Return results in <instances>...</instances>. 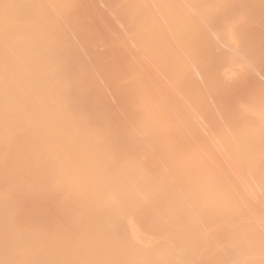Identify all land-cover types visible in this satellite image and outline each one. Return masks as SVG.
<instances>
[{
    "label": "bare ground",
    "instance_id": "1",
    "mask_svg": "<svg viewBox=\"0 0 264 264\" xmlns=\"http://www.w3.org/2000/svg\"><path fill=\"white\" fill-rule=\"evenodd\" d=\"M262 89L264 0H0V264H264Z\"/></svg>",
    "mask_w": 264,
    "mask_h": 264
},
{
    "label": "snow or ice",
    "instance_id": "2",
    "mask_svg": "<svg viewBox=\"0 0 264 264\" xmlns=\"http://www.w3.org/2000/svg\"><path fill=\"white\" fill-rule=\"evenodd\" d=\"M233 97L235 103L243 106L244 103L248 98H251L252 96L255 95V90L254 88L243 82L242 80L235 81L233 83ZM261 102H264V89L261 91ZM135 108H136V100L135 98H132L129 101V114H128V120L129 123H134V115H135Z\"/></svg>",
    "mask_w": 264,
    "mask_h": 264
},
{
    "label": "rangeland",
    "instance_id": "3",
    "mask_svg": "<svg viewBox=\"0 0 264 264\" xmlns=\"http://www.w3.org/2000/svg\"><path fill=\"white\" fill-rule=\"evenodd\" d=\"M239 60H240V59H239ZM239 64H240V61H239ZM239 64H238V63H237L236 65L234 64V65H235V66H234V67H235V70L241 68V67H239L241 64H240V65H239Z\"/></svg>",
    "mask_w": 264,
    "mask_h": 264
}]
</instances>
